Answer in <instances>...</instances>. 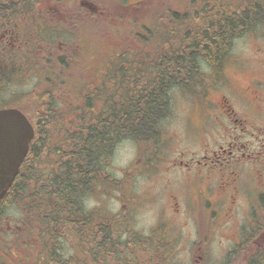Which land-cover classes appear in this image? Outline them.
<instances>
[{
  "label": "trees",
  "instance_id": "trees-1",
  "mask_svg": "<svg viewBox=\"0 0 264 264\" xmlns=\"http://www.w3.org/2000/svg\"><path fill=\"white\" fill-rule=\"evenodd\" d=\"M40 3L0 0V9L12 10L0 16ZM138 7L144 11L130 15L127 26L98 19L82 30L80 43L84 36L92 41L80 45V59L62 52L36 62L17 53L18 61L0 69V78L39 79L12 105L35 127L0 204V246L16 264H132L129 255L139 252L154 262L162 238L137 232L121 238L128 232L116 235L112 227L119 217L92 215L85 197L98 185L120 188L106 166L117 145L159 142L172 89L197 90L208 78L203 66L216 68L237 38L264 22V0H146ZM13 204L25 214L7 246L4 209ZM69 232L77 243L63 257L58 240Z\"/></svg>",
  "mask_w": 264,
  "mask_h": 264
},
{
  "label": "flooded vegetation",
  "instance_id": "flooded-vegetation-1",
  "mask_svg": "<svg viewBox=\"0 0 264 264\" xmlns=\"http://www.w3.org/2000/svg\"><path fill=\"white\" fill-rule=\"evenodd\" d=\"M40 1L17 15L0 16V69L18 61L17 53L36 62L62 52L80 59V47L92 41L84 36L80 43L82 30L93 28L98 19L127 26L130 15L144 11L135 6L139 2L124 0ZM10 12L0 9V14ZM260 28L264 22L247 35ZM232 54L233 48L216 68L206 64L208 78L197 93L181 90L195 102L202 122L194 126L202 151L179 163L187 178L197 182L192 200L206 222L194 251L195 256L201 253L199 264H211L207 254L215 232L219 264H264V72L238 62V69L229 74ZM229 222L233 224L218 231L217 225ZM17 227L5 232L7 246L16 238ZM0 253L16 264L1 246Z\"/></svg>",
  "mask_w": 264,
  "mask_h": 264
},
{
  "label": "rangeland",
  "instance_id": "rangeland-1",
  "mask_svg": "<svg viewBox=\"0 0 264 264\" xmlns=\"http://www.w3.org/2000/svg\"><path fill=\"white\" fill-rule=\"evenodd\" d=\"M124 1L137 3L143 0ZM230 59L231 62H227L229 74L238 69L239 63L263 73L264 28L236 40ZM38 81V77L32 73L24 79L0 78V108L13 105L19 95L32 90ZM181 89L171 91V112L161 123L163 134L157 144L146 142L140 145L131 139L123 140L106 161L111 175L123 185L118 189L98 185L85 197V201L95 202L91 209L86 208L92 215L119 217L112 227L116 235L128 232L121 238L130 232L148 237L154 236L152 232H159L164 238L161 239L163 248L157 250L159 254L153 253L155 261L151 264L201 262V253L195 256L194 251L202 233L206 231V222L201 213L198 215L197 204L192 200L197 192V182L187 178L180 170L179 163L189 160L193 153L198 155L202 151L201 138L196 136L197 130L194 129L202 122L195 102L189 96H184ZM4 212L6 218L3 223L8 231H11L10 227L20 224L25 214L18 204L5 207ZM228 224L233 222L217 225L218 231ZM217 238V232L212 234L207 254L211 264L220 263ZM123 239L117 240L124 243ZM76 243V236L72 233L61 235L58 240L59 252L63 257L71 256V248ZM0 258L7 264H13L1 253ZM128 258L132 264H150L151 259L146 252H139L136 256L130 254Z\"/></svg>",
  "mask_w": 264,
  "mask_h": 264
},
{
  "label": "water",
  "instance_id": "water-1",
  "mask_svg": "<svg viewBox=\"0 0 264 264\" xmlns=\"http://www.w3.org/2000/svg\"><path fill=\"white\" fill-rule=\"evenodd\" d=\"M35 128L19 108L0 109V202L28 155Z\"/></svg>",
  "mask_w": 264,
  "mask_h": 264
},
{
  "label": "clouds",
  "instance_id": "clouds-1",
  "mask_svg": "<svg viewBox=\"0 0 264 264\" xmlns=\"http://www.w3.org/2000/svg\"><path fill=\"white\" fill-rule=\"evenodd\" d=\"M94 204H95V202L92 201V200H86V201L84 202V206H85L86 208H88V209H91V208L94 206Z\"/></svg>",
  "mask_w": 264,
  "mask_h": 264
}]
</instances>
